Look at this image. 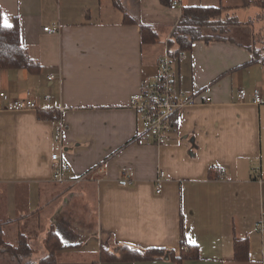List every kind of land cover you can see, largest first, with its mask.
Listing matches in <instances>:
<instances>
[{"label": "crops", "instance_id": "0c3cea01", "mask_svg": "<svg viewBox=\"0 0 264 264\" xmlns=\"http://www.w3.org/2000/svg\"><path fill=\"white\" fill-rule=\"evenodd\" d=\"M178 1L179 10L167 0H0L2 23L17 20L21 44L41 67L0 69V91L23 97L29 90L39 109L58 113L54 120L40 119L37 110L0 111L5 238L12 233L16 242L23 233L32 246L37 230L44 246L53 228L65 244H75L56 252L57 264H264L256 226L261 221L264 228V102L251 98L253 88L264 93V67L251 62L254 50H264L255 38L262 36L255 26L264 22V0ZM187 6L222 8L242 26L231 29L234 42L195 41L175 58L176 92L211 102L181 109L178 131L156 145L142 136L130 101L153 79ZM125 15L134 22L125 23ZM142 25L154 29L155 42H143ZM240 88L247 92L243 101ZM56 144L69 167L64 183L52 178ZM220 168L221 178L214 175ZM181 219L199 258L98 261L102 247L179 254ZM234 238H248L249 260L234 259ZM32 252L27 258L35 260Z\"/></svg>", "mask_w": 264, "mask_h": 264}, {"label": "trees", "instance_id": "16d2710c", "mask_svg": "<svg viewBox=\"0 0 264 264\" xmlns=\"http://www.w3.org/2000/svg\"><path fill=\"white\" fill-rule=\"evenodd\" d=\"M264 8V3L261 4ZM224 9L213 7L187 6L182 8L181 16L177 21L170 39L168 47H175L171 50V55L177 56L181 52L192 49L195 41L203 40L208 43L214 40L229 39L235 41L230 36L233 27H241L236 18L224 14ZM125 23L134 21L127 15L124 16ZM142 40L144 43H151L157 40L154 29L149 25H142ZM210 31L211 33H207ZM241 44V42H239ZM251 62L260 61L264 67V54L257 50L252 53ZM40 64L32 60L26 48L20 41L19 25L17 20L11 24V28H4L0 18V69H26L30 73L40 70ZM38 117L41 119H58V113L54 109H37ZM217 171V170H216ZM213 169H209V176L213 177ZM217 176V172L214 174ZM46 254L38 261L24 260L32 252V246L28 237L19 233L15 243H9L4 234L3 224L0 223V247L2 252L10 256L12 260L18 259L22 264H57L56 252L63 248L73 247L75 244H65L60 235L53 229L49 230L44 242ZM180 251H167L162 248H148L143 251L128 246H116L112 249L101 248L98 261H130V260H151L158 257H169L173 260L197 259L199 258L198 247L187 243L184 237L183 220L180 225ZM233 254L236 261L249 260V240L248 238L233 239ZM24 260V261H23Z\"/></svg>", "mask_w": 264, "mask_h": 264}, {"label": "built area", "instance_id": "2783aa9c", "mask_svg": "<svg viewBox=\"0 0 264 264\" xmlns=\"http://www.w3.org/2000/svg\"><path fill=\"white\" fill-rule=\"evenodd\" d=\"M170 10H179L180 3L178 0H167ZM179 20V19H178ZM177 20V21H178ZM44 31L56 32V28L44 27ZM165 41V51L158 62L157 72L153 79L146 81L140 92L134 94L131 98L130 105L138 114L141 122L143 133L142 136L151 139L156 145H163L168 141L169 135L178 131L177 115L181 109L187 106H194L199 103L211 102L210 96H200L198 93L182 94L176 92L174 84V69L173 63L175 58L183 57V52L177 56L171 55V50L168 47V41ZM52 75L48 76L51 79ZM247 95L245 89L240 88L237 91V99L243 101ZM49 100L48 96L43 97ZM252 102L260 104L264 102V93L259 88H253L251 91ZM39 105L34 99L31 91H26L23 97H13L7 92L0 91V111L16 112L22 110H37ZM60 144L54 146V151L51 154L53 163L52 178L59 183L67 181L66 172L69 167L63 164L60 160ZM224 169L220 168L217 177L223 176ZM124 181L128 184L132 183V174L125 171ZM164 177V172L159 171L156 177V192L161 191L160 183ZM263 237L264 251V228L262 222L256 224Z\"/></svg>", "mask_w": 264, "mask_h": 264}, {"label": "rangeland", "instance_id": "374dc122", "mask_svg": "<svg viewBox=\"0 0 264 264\" xmlns=\"http://www.w3.org/2000/svg\"><path fill=\"white\" fill-rule=\"evenodd\" d=\"M255 28L262 35L261 37H260V35H255L256 45H257V43H260V41H262V43L264 42V22L263 23H257ZM173 48H174V46L170 47V50H172ZM261 50H259V52ZM262 52H264V50H262ZM20 229L22 230V232L25 231L24 226H22V225L20 226ZM52 230H53V228H52ZM30 234H31L30 241L32 243V249H33L32 256H33V259L38 261L40 259V257H42L44 254H46L45 245L43 246V236L40 237V231H37V230L32 231ZM6 240L9 243H15V236L12 235V233H7L6 234ZM44 242H45V239H44ZM1 250H2V247H0V264H22V261H20L18 259L12 260L10 258V256L3 253ZM27 259L28 258H24V260H27ZM35 260H32V261H35Z\"/></svg>", "mask_w": 264, "mask_h": 264}, {"label": "snow or ice", "instance_id": "6c2138e0", "mask_svg": "<svg viewBox=\"0 0 264 264\" xmlns=\"http://www.w3.org/2000/svg\"><path fill=\"white\" fill-rule=\"evenodd\" d=\"M3 27L4 28H11V24L8 23L7 18L4 19Z\"/></svg>", "mask_w": 264, "mask_h": 264}]
</instances>
